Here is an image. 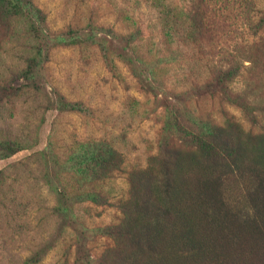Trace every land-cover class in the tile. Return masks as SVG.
<instances>
[{
  "label": "rangeland",
  "instance_id": "obj_1",
  "mask_svg": "<svg viewBox=\"0 0 264 264\" xmlns=\"http://www.w3.org/2000/svg\"><path fill=\"white\" fill-rule=\"evenodd\" d=\"M33 1L42 10L45 20L39 27L48 36L72 29L90 33L111 48L105 55L94 44L46 42L51 51L41 84L51 97L59 91L69 101H82L86 108L80 113H41L38 101L29 96L0 107L2 131L36 137L31 147L0 160L14 196L9 207L0 206V264H23L47 238L55 246L39 264L118 255L104 230L122 222L121 204L131 196L130 174L149 166L159 170L153 157L191 147L184 140L188 132H178L171 124L174 118L187 129L205 122L226 126L241 136L245 155L264 164V26L257 28L264 22V0H195L202 13L195 45L169 39L157 19L165 5L180 10L189 0ZM136 29L140 35L128 40L126 35ZM10 46L4 42L0 48V69L18 63ZM229 55L244 60L240 73L228 89L203 91L201 82L212 79ZM99 140L118 151L120 167L99 179L76 172L74 161L66 158L79 142ZM252 186L241 174L224 188L242 221L253 216L247 197ZM90 191L98 194L97 201L85 198ZM58 192L64 194L63 203ZM139 204L144 206V200ZM170 238L160 242L161 254L182 255L174 264H193L197 248ZM210 258H205L207 264Z\"/></svg>",
  "mask_w": 264,
  "mask_h": 264
},
{
  "label": "trees",
  "instance_id": "obj_2",
  "mask_svg": "<svg viewBox=\"0 0 264 264\" xmlns=\"http://www.w3.org/2000/svg\"><path fill=\"white\" fill-rule=\"evenodd\" d=\"M152 1L156 4L157 0ZM189 2L180 10L176 5H165L158 10L157 19L164 23L169 39L182 38L195 45L202 13L195 0ZM44 20L42 10L33 0H0V48L4 42L11 43L10 48L20 62L0 69V107L29 96L38 101L41 113L49 109L80 113L86 108L82 101H69L59 91L51 97V92L41 84L43 65L49 61L51 51L46 42L57 40L65 47L94 44L103 50L111 45L90 33L81 35L72 29L48 36L39 27ZM260 22L257 28L261 30L264 22ZM140 33L136 29L126 36L133 41ZM229 56L228 63L216 69L212 79L201 82L203 91L229 88L244 66L243 59ZM43 121L41 118L39 125ZM171 124L178 132H188L184 140L191 142V147L185 152L177 149L153 157L159 170L149 166L130 174L131 196L130 201L121 204L122 222L104 230L106 236L112 237L118 255H85L75 258L72 264H174L171 262L182 255H162L159 249L160 242L170 237L197 248L193 253L197 257L192 254L193 264H207V255H211V264H264V164L258 163L257 157L249 159L241 149V136L229 133L226 126L205 122L187 129L176 118ZM27 137L0 129V160L31 147L36 137ZM66 161H74L76 172L91 174L95 179L110 177L121 164L118 151L101 140L79 142ZM241 174L253 183L247 192L253 216L247 221L239 218L224 193V188ZM7 179L5 167H0V206L4 208L14 197L7 188ZM58 198L63 203L64 194L58 192ZM85 198L97 201L98 194L90 191ZM141 200L144 206L139 204ZM48 241L45 239L40 247L31 250L22 263L42 262L55 246L54 241ZM121 245L125 246L122 251L118 249Z\"/></svg>",
  "mask_w": 264,
  "mask_h": 264
}]
</instances>
